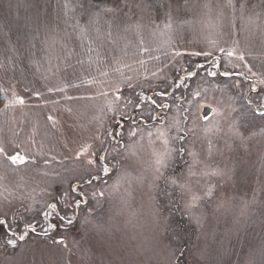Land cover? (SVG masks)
Listing matches in <instances>:
<instances>
[{
	"label": "rangeland",
	"instance_id": "obj_1",
	"mask_svg": "<svg viewBox=\"0 0 264 264\" xmlns=\"http://www.w3.org/2000/svg\"><path fill=\"white\" fill-rule=\"evenodd\" d=\"M0 90V264H264V0H0Z\"/></svg>",
	"mask_w": 264,
	"mask_h": 264
},
{
	"label": "water",
	"instance_id": "obj_2",
	"mask_svg": "<svg viewBox=\"0 0 264 264\" xmlns=\"http://www.w3.org/2000/svg\"><path fill=\"white\" fill-rule=\"evenodd\" d=\"M213 111H214V108L212 106L205 105L202 111V115L204 118H207L212 114Z\"/></svg>",
	"mask_w": 264,
	"mask_h": 264
},
{
	"label": "snow or ice",
	"instance_id": "obj_3",
	"mask_svg": "<svg viewBox=\"0 0 264 264\" xmlns=\"http://www.w3.org/2000/svg\"><path fill=\"white\" fill-rule=\"evenodd\" d=\"M262 115H264V113H262ZM0 151H3V149H0ZM19 157H12V159L15 161L16 159H18ZM4 221H0V224H3ZM69 223H71V221H69ZM21 239H23V237H21ZM10 243H14V241H10ZM61 243H63V241H61Z\"/></svg>",
	"mask_w": 264,
	"mask_h": 264
},
{
	"label": "trees",
	"instance_id": "obj_4",
	"mask_svg": "<svg viewBox=\"0 0 264 264\" xmlns=\"http://www.w3.org/2000/svg\"><path fill=\"white\" fill-rule=\"evenodd\" d=\"M2 98V93H1V90H0V99Z\"/></svg>",
	"mask_w": 264,
	"mask_h": 264
}]
</instances>
